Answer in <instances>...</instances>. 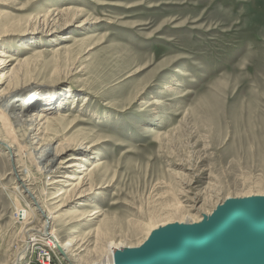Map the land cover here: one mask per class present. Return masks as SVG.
Wrapping results in <instances>:
<instances>
[{"label": "rangeland", "instance_id": "rangeland-1", "mask_svg": "<svg viewBox=\"0 0 264 264\" xmlns=\"http://www.w3.org/2000/svg\"><path fill=\"white\" fill-rule=\"evenodd\" d=\"M0 49L15 60L4 71L14 68L12 81L60 101L63 120L45 142L79 144L61 157L65 165L78 154L73 181L51 189L60 171L45 179L29 167L44 200L83 182L47 201L60 240L77 241L72 261L111 241L136 246L142 226L264 195V0H0ZM2 130L25 142L23 129ZM94 163L104 169L90 175ZM21 166L0 145V264L33 240L32 201L15 190ZM29 244L17 264L48 262L39 242Z\"/></svg>", "mask_w": 264, "mask_h": 264}, {"label": "bare ground", "instance_id": "bare-ground-1", "mask_svg": "<svg viewBox=\"0 0 264 264\" xmlns=\"http://www.w3.org/2000/svg\"><path fill=\"white\" fill-rule=\"evenodd\" d=\"M37 14H42V18L46 20L50 16V11H47L43 8L39 9ZM60 49H62V47L59 46L58 50ZM4 56V51L0 49V71L2 72V75H0V84H3L6 79H9L5 87L0 90V129L2 128V126L23 129V131H25V142L20 143L16 137L9 138L8 136H3L4 130H2L0 134V145L3 146L4 151H6V154L10 160L15 163H18L19 165H23L21 166L22 168H20L18 172H15V179L19 180L20 184L18 189L15 190L19 195L21 193L25 194V197H22V200L24 202H26V197H29V199L32 201V204L28 205V210L32 215L33 221L28 224L25 233L28 235V239L31 240L33 238V240L29 241V243L34 241L39 242V258H41L43 253H47L49 260L47 259L48 262L43 263L50 264L51 256L49 255V253L52 252L56 257L59 256V261L63 264L64 261L66 262V264H115V253L117 251L120 252L124 249H139L144 246L145 243H147V241H149L150 238L159 230H164L168 227H172L173 225L194 226L203 223L213 215V213L217 210L218 207L222 206L226 201L229 200L264 198V195L260 193V191H258V193L254 195L252 193L246 196L244 195L242 197H228L222 204L218 205L210 214H208L204 218H189L186 221L184 217L182 218L181 222L179 221L174 223L167 221L169 220L167 219L165 221H160L156 224L147 227H140V230L145 232V237L144 239L139 241V243L134 247L122 245V243L114 244L113 241H111L105 245L104 249L94 247L93 251L88 250L92 253L86 251V254L83 257L78 256L79 262L72 261V259H74L73 254L76 251L74 250V246L77 241L71 236H69L64 242L60 240L54 228V223L56 222L59 216L56 215L57 212H53L52 209L48 208L47 201H52L53 199L59 197V195L67 194L76 186L82 185L83 182L81 179H79L77 180V184H75V186H72V184L69 182H64L61 188H70L69 190H61L63 191V193L55 192L51 194V197H49L48 200H44L43 196L47 192V188H40L38 189L39 191L37 193L32 191L31 186L34 182L32 178L33 171L31 172V169L29 167L33 166L37 172H40L41 177L45 176V179H47L49 175L55 174L57 171H60L59 175L55 179L51 180L49 184H47V187L50 186L51 189L53 187H56L58 184L62 183V178L69 179V181H73V178H69L67 176V169L75 166V164H73V166L69 162L76 161L78 159V154L70 155L69 158H67V164L65 165H63L64 163L62 162L61 157L65 153H67V151L77 147L79 144L77 142L65 139L61 142H58L55 146H53V142L56 141L55 139H53L50 143L45 142V133H47V131H50L49 128L53 126L55 127V124L59 122V120L62 118L61 115L58 114L59 111L57 110L60 106V101L57 95L55 94L38 93L37 90L45 89L38 85L30 84L27 86L20 87L17 81H12L13 76L17 75L14 72V68L12 67L9 71H7V73H4V71L7 69V64L15 60L11 58L10 60L6 61L2 59V57ZM56 114L57 116L55 117ZM30 156L33 157V162H30ZM102 165L103 164L101 163H94L88 173L91 175V172L94 171V169ZM102 168L104 169V166H102ZM91 180L92 183L90 184L92 185L94 184L95 179ZM59 209L60 208H57L56 211H60ZM95 214H98V212H93L89 216ZM82 217L87 216L82 215ZM39 218H41V220H39ZM36 224H39V227L36 228ZM100 236H102V234L100 235L99 233V237ZM29 243L26 244V240L24 241V244L21 246L20 249L21 251L13 257L12 262L10 264H17L18 261H20V259L24 256L26 249L28 248V246H30ZM36 246L37 244H34L32 246V253H34V248ZM253 247L254 246H252L251 248H247V246L238 245L233 246L232 249H234L235 251L243 250L242 252H246V255H253L261 249L260 247L253 249ZM97 249L99 250L97 251ZM92 254L98 255L101 260H91ZM237 256L238 257H235L232 254H228L225 257V260H233L235 258L243 259L245 257L242 254H239ZM220 262L222 261L220 259H217L212 264H221ZM248 264H264V262L262 263L261 260V262L255 261L250 262Z\"/></svg>", "mask_w": 264, "mask_h": 264}, {"label": "water", "instance_id": "water-1", "mask_svg": "<svg viewBox=\"0 0 264 264\" xmlns=\"http://www.w3.org/2000/svg\"><path fill=\"white\" fill-rule=\"evenodd\" d=\"M238 245L261 249L246 255L232 249ZM228 254L245 257L225 260ZM263 257L264 198H250L226 201L198 225L159 230L141 248L117 251L115 264H212L217 259L221 264H248L264 262Z\"/></svg>", "mask_w": 264, "mask_h": 264}]
</instances>
